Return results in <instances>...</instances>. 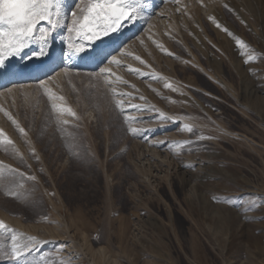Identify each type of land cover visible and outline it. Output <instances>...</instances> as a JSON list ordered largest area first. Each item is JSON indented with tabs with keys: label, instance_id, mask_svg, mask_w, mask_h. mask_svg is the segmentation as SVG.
Returning a JSON list of instances; mask_svg holds the SVG:
<instances>
[{
	"label": "rangeland",
	"instance_id": "1",
	"mask_svg": "<svg viewBox=\"0 0 264 264\" xmlns=\"http://www.w3.org/2000/svg\"><path fill=\"white\" fill-rule=\"evenodd\" d=\"M146 3L121 55L68 63L65 18L68 66L0 91V264H264V0Z\"/></svg>",
	"mask_w": 264,
	"mask_h": 264
},
{
	"label": "snow or ice",
	"instance_id": "2",
	"mask_svg": "<svg viewBox=\"0 0 264 264\" xmlns=\"http://www.w3.org/2000/svg\"><path fill=\"white\" fill-rule=\"evenodd\" d=\"M146 6V0H79L73 8L68 9L67 17H65L63 0H0V68L5 66L10 57L20 55L33 42H39L41 45L39 51L32 53L33 56L47 55L44 46L65 18L69 22L64 26L67 32L65 46L68 50L64 54L77 55L83 53L84 55H90L85 51L86 47L93 45V42L96 41L102 43V37L118 31L124 22L135 21L138 13ZM209 19L216 23L214 17L210 16ZM44 24L47 26H44ZM216 27L220 28L221 25L216 23ZM223 30L231 35L227 28ZM74 39L84 41V43L78 45L74 42ZM236 43L246 47L239 38L236 39ZM96 47H99V45H96ZM253 58L252 56L248 57L249 60ZM103 59H107V55ZM136 59L139 60L140 57H136ZM108 62L109 64L119 63L115 56H112ZM100 74H111V69L101 68ZM165 86L171 87L170 84ZM118 95H127V93H119ZM119 103L118 101L117 104ZM68 111L75 116V113L71 112L70 109ZM9 118L11 119V117ZM126 119L128 118L126 117ZM13 122L15 123V121ZM18 130L22 134L25 133L23 128H18ZM187 130L191 132L193 129L187 127ZM129 131L138 133L141 130L130 128ZM0 138H2L0 143L9 146L13 144L2 129H0ZM200 139H204V137H200ZM183 143H189V141ZM2 175L3 173L0 172V176ZM29 179L34 180L35 177H29ZM9 194L16 195L15 192ZM228 202L231 203V201ZM0 229H8L7 224L2 220H0ZM34 239L29 238V243L20 244L13 237L10 256L13 259H19L24 253L29 252L33 246L31 241ZM5 254L0 253V255Z\"/></svg>",
	"mask_w": 264,
	"mask_h": 264
},
{
	"label": "bare ground",
	"instance_id": "3",
	"mask_svg": "<svg viewBox=\"0 0 264 264\" xmlns=\"http://www.w3.org/2000/svg\"><path fill=\"white\" fill-rule=\"evenodd\" d=\"M138 23H139V20L138 19H136L133 23H130L128 29L124 30L121 33L122 35L119 37L118 41H115V40H114V42L107 41L105 43H102L103 45H101L99 42H96L93 45H91L88 50L85 49V51L87 53H90V55H84L83 53L77 54V55H71V54H69V55L72 57L71 58L72 60H74V59L80 60V62H82L83 65L84 64L91 63L93 61V63H95V68H99V67L102 66V64H104V61H105V59H103V57L105 56V55H103L104 53H107V51L111 50L112 48H115V49H113L110 53H113L114 51H115L114 53H117L116 51H118L119 48L121 50V46L117 47L118 49L116 48L118 42H122L124 44L126 42V40L128 41L131 37H133L134 35H136V33H134L133 30H136L137 29V27H136V29H134V28H135L136 25H138ZM130 28H132V29L129 30ZM55 31L53 33V38H49V40H48V42H51V40H54V43L55 44L54 43L53 44L55 46H53V45H51V44L48 43L49 44L48 45V48L45 50L46 53H47V55L42 56L38 60H35V61H33V60L30 59L31 61L29 60V62H27V61L25 63L23 62L24 64H20V65H18V62L19 61L17 62V60H19V57H18L19 55H17L15 57L16 58V61H14L10 65L11 68H14L12 70V72L7 71V69L9 67L2 68L3 71L0 70V91L2 89H5L6 90L7 88H11L12 86H14V83H20V84H26V85H28L29 83L35 82L36 80H41L43 78V76L48 75L50 73H53V74L58 75V73H59L58 72V66L62 63V60L59 59V56H58V54H59L58 48L59 47L57 48L56 46L59 45V43L56 42L57 36L55 37ZM116 33H118V32H116ZM111 35H113V33ZM130 35H133V36L129 37ZM127 37H129V38H127ZM30 45H32V44H30ZM96 45H99V47H96ZM34 47H37V44H35ZM44 48H45V46H44ZM94 49H95V51H94ZM29 51H31V50H29ZM67 51L68 50L66 49V52L65 53H67ZM25 52H26V50H25ZM109 54H106L107 57H108ZM119 54L117 53L118 56H119ZM57 57H58V59H57ZM68 59H70V58H68ZM68 59H67V55H66V57H65L64 60L67 61ZM96 60H98V61H96ZM70 61L71 60H68V63H70ZM63 64H65V63H63ZM63 64H61V65H63ZM65 65L68 66V64H65ZM17 66H19L18 67L19 69H17ZM15 69H17V70H15ZM47 78L49 79V77H47ZM43 80H41L39 82V84ZM34 84L35 83H33V85ZM13 237H15L16 238V242L17 243H20V244H25V243H27V240H28V239H26L27 237L25 236V233L22 230H20V229H14V231L11 230V232H10V238H9V243H8L9 251L11 250L12 245H13Z\"/></svg>",
	"mask_w": 264,
	"mask_h": 264
}]
</instances>
